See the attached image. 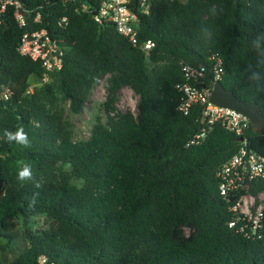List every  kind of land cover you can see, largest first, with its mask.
<instances>
[{
    "label": "trees",
    "instance_id": "obj_1",
    "mask_svg": "<svg viewBox=\"0 0 264 264\" xmlns=\"http://www.w3.org/2000/svg\"><path fill=\"white\" fill-rule=\"evenodd\" d=\"M18 1L26 27L13 6L0 14V87L12 91L0 99V264H264V228L253 239L229 225L241 192L228 201L217 175L240 136L217 123L188 145L202 109L180 111L177 89L183 63L210 68L215 53L224 87L264 115V79H249L264 77V0H150L148 14L136 9L138 45L94 19L102 0ZM41 28L64 48L46 83L41 63L18 50L24 31ZM147 40L156 44L149 56ZM105 78L107 121L75 139L73 117ZM125 87L139 97L137 114L116 106ZM18 127L27 147L4 136ZM245 137L264 155V131L251 124ZM23 164L33 180L17 179ZM263 191L264 178L252 183L251 193Z\"/></svg>",
    "mask_w": 264,
    "mask_h": 264
},
{
    "label": "built area",
    "instance_id": "obj_2",
    "mask_svg": "<svg viewBox=\"0 0 264 264\" xmlns=\"http://www.w3.org/2000/svg\"><path fill=\"white\" fill-rule=\"evenodd\" d=\"M102 0L98 13L93 14L98 23H111L117 31L127 37L133 44L138 45L137 23L139 15L137 10L148 14L150 0ZM10 6L14 7V14L21 28L28 25L29 11L18 0H0V14L5 13ZM41 13H37L34 22H39ZM64 22L68 18L63 19ZM153 40H147L140 44L147 56L155 47ZM19 52L34 61H39L43 68L42 83L49 82L52 73L59 71L64 66V48L61 41L54 37L47 28L24 31L22 34ZM211 67L206 65L182 64L183 80L177 84L180 93L178 108L184 114H188L193 106L199 105L202 109L204 125L195 134L188 145L197 144L204 140L213 126L221 124L228 130L235 132L244 139L240 141L238 151L217 171L220 179L221 194L229 201L231 197L241 192L232 206L233 216L229 222L231 227L238 228L249 238L262 236L264 228V191L258 196L250 192L252 183L264 178V155L250 148L249 141L245 137L246 131L251 125L250 119L244 114L228 108L216 105L211 101V92L214 84L221 81L224 73L223 59L213 53ZM208 73L211 79H208ZM29 91H33V86ZM12 95L10 88L0 87V99H8ZM42 262H46L41 257ZM54 264V263H52Z\"/></svg>",
    "mask_w": 264,
    "mask_h": 264
},
{
    "label": "rangeland",
    "instance_id": "obj_3",
    "mask_svg": "<svg viewBox=\"0 0 264 264\" xmlns=\"http://www.w3.org/2000/svg\"><path fill=\"white\" fill-rule=\"evenodd\" d=\"M106 84L107 79L105 78L100 84H98L92 91L90 101L85 105L84 110L81 114L74 116L75 122V139L87 138L90 135V131L94 123L98 118H102L103 121H107V114L102 106L106 99ZM138 95L130 88L125 87L120 91L119 98L117 101V107L120 110L127 111L131 110L135 114L138 113ZM37 224L36 227H40L45 224L44 217L35 219ZM23 243L20 242L14 246L11 250H6L4 255L12 259L23 249Z\"/></svg>",
    "mask_w": 264,
    "mask_h": 264
},
{
    "label": "water",
    "instance_id": "obj_4",
    "mask_svg": "<svg viewBox=\"0 0 264 264\" xmlns=\"http://www.w3.org/2000/svg\"><path fill=\"white\" fill-rule=\"evenodd\" d=\"M95 10L93 14H97ZM211 101L216 105L228 107L234 109L245 116H247L255 131H264V115L261 112L259 105L256 102H244L240 100L234 93L233 90L224 87L221 81H217L211 92ZM244 138L240 137L242 141Z\"/></svg>",
    "mask_w": 264,
    "mask_h": 264
},
{
    "label": "clouds",
    "instance_id": "obj_5",
    "mask_svg": "<svg viewBox=\"0 0 264 264\" xmlns=\"http://www.w3.org/2000/svg\"><path fill=\"white\" fill-rule=\"evenodd\" d=\"M253 46L257 47L255 43L253 44ZM249 79L252 81H259L261 79H264V77H262L259 72H252ZM4 136L8 142H16L20 145H24L25 147H27L30 143L28 135L23 127H18L15 131L5 130ZM17 179L21 182L33 180L34 177L31 166L28 164H23L22 167L18 170ZM35 186L37 188L40 187L38 182Z\"/></svg>",
    "mask_w": 264,
    "mask_h": 264
}]
</instances>
